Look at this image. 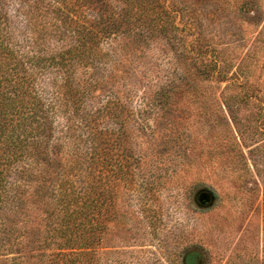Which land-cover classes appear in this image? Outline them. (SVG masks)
Masks as SVG:
<instances>
[{"label":"rangeland","instance_id":"obj_1","mask_svg":"<svg viewBox=\"0 0 264 264\" xmlns=\"http://www.w3.org/2000/svg\"><path fill=\"white\" fill-rule=\"evenodd\" d=\"M85 1V16L106 14ZM110 2L119 16L125 4ZM142 6L85 69L109 81L87 104L101 192L84 260L264 264V0Z\"/></svg>","mask_w":264,"mask_h":264},{"label":"trees","instance_id":"obj_2","mask_svg":"<svg viewBox=\"0 0 264 264\" xmlns=\"http://www.w3.org/2000/svg\"><path fill=\"white\" fill-rule=\"evenodd\" d=\"M143 1L122 0L116 16L105 0L90 19L85 0H0V264H88L101 166L87 104L109 74L85 69Z\"/></svg>","mask_w":264,"mask_h":264},{"label":"water","instance_id":"obj_3","mask_svg":"<svg viewBox=\"0 0 264 264\" xmlns=\"http://www.w3.org/2000/svg\"><path fill=\"white\" fill-rule=\"evenodd\" d=\"M196 200L201 204L210 202L211 200V194L208 191L200 190L196 194Z\"/></svg>","mask_w":264,"mask_h":264}]
</instances>
